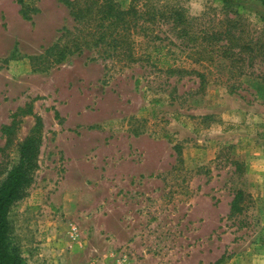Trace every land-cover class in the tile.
Here are the masks:
<instances>
[{
  "label": "rangeland",
  "instance_id": "374dc122",
  "mask_svg": "<svg viewBox=\"0 0 264 264\" xmlns=\"http://www.w3.org/2000/svg\"><path fill=\"white\" fill-rule=\"evenodd\" d=\"M114 1L124 10L132 4ZM151 1L162 6L160 0ZM220 1L168 0L184 9L196 44L179 37L170 20L156 17L137 21L128 38L130 52L126 45L117 51L91 47L80 54L70 48L56 63L58 52L70 46L80 28L67 8L57 0H21V5L0 0V181L16 162L18 144L36 116L45 123L80 114L103 121L142 109V104L145 130H157L149 124L160 113L163 130L169 114L183 145L170 154L166 145L144 144L149 156L158 151L162 167L172 171L169 185L160 189L158 219H136L131 229L136 233L131 234L116 225L128 264H264V5L262 0H240L246 13L238 17ZM143 2L137 0L136 8L146 14L152 7ZM233 22L239 24L234 33L240 35V46L250 45V50L219 49L226 44L223 39L219 48L204 43L203 38ZM218 100L222 103L217 106ZM218 109L225 110L226 118L231 109H239L238 121L227 119L213 131L202 129L213 117L205 112ZM8 126L10 136L2 133ZM207 138L213 139L211 161L205 165V153L195 154L192 161L187 149L203 151ZM47 148L41 157L45 170L39 169L24 200L10 213L15 236L28 223L31 231L58 216V210L50 209L49 195L57 191L63 170L56 164L58 155L47 154ZM153 189L145 187L146 193ZM237 192L242 194L241 211L232 213ZM80 197L89 209L86 196ZM106 220H82L80 232L94 223L111 227ZM84 236L85 247L58 264H87L89 259L114 264L105 255L110 241L105 234Z\"/></svg>",
  "mask_w": 264,
  "mask_h": 264
},
{
  "label": "crops",
  "instance_id": "0c3cea01",
  "mask_svg": "<svg viewBox=\"0 0 264 264\" xmlns=\"http://www.w3.org/2000/svg\"><path fill=\"white\" fill-rule=\"evenodd\" d=\"M221 103L222 101L218 100L215 105ZM141 107L142 109L136 107L130 114H119L103 121H94L84 114L63 115L59 120L47 123L41 118L42 144L36 173L39 169L45 170L41 157L48 147L47 154L58 155L56 164L63 170V179L55 194L49 195L50 209L58 210V216H51L54 220L43 221L41 226H34L31 231L28 223L20 229L21 234L15 236L28 263L58 264L62 259H68L67 256L72 252L85 247L84 235L96 233H103L110 240L107 243L109 249L105 253L107 260H112L114 264L130 262L126 246L119 242L116 225H121L119 229L125 234H131L136 233L131 230L136 219H147L148 222L158 219L160 189L169 185L167 176L172 171L171 166L162 167L158 151L156 154L153 149L150 157L144 144L149 142L152 148L160 144L166 145L170 154L178 150L177 145L182 144L178 142V139L182 138L181 132L177 134L176 123L169 114L166 118L168 121L162 125L163 130L160 128V113L149 124L153 128L157 126V130L146 131L141 120L144 118V106L141 104ZM238 110L231 109L228 113L231 115H227V118L224 115L225 110L205 112L206 116L213 117L208 119L211 122L207 121L202 125V129L213 131L227 119L233 124L239 119ZM54 138L56 142L51 143ZM207 140L208 142L201 145L203 151L187 149L186 152L192 161L195 154L199 157L203 153L207 159L205 165L211 161L209 155L214 152L209 148L213 145V139ZM46 164L54 167L47 161ZM148 186L154 189L146 193L145 187ZM82 195L86 196L84 202L88 199L89 209L80 204ZM63 219L68 221L62 223L60 220ZM92 219H107L112 226L106 228L100 221L103 226H96L94 223L92 227L90 224L91 227L80 232L79 223H82V220L89 223ZM73 229L76 232L72 233ZM24 232L29 233V239H25L27 236ZM68 249L71 252L66 254ZM96 261L97 259H89L87 264H96Z\"/></svg>",
  "mask_w": 264,
  "mask_h": 264
},
{
  "label": "trees",
  "instance_id": "16d2710c",
  "mask_svg": "<svg viewBox=\"0 0 264 264\" xmlns=\"http://www.w3.org/2000/svg\"><path fill=\"white\" fill-rule=\"evenodd\" d=\"M57 1L67 8L73 21L80 28L77 29V34L73 35L70 46L58 52L59 59L56 63H60L64 59L63 51H68L70 48L80 54L83 49L91 47L102 46L117 51L122 45H126L130 52L132 49L128 43V38L132 35L133 28L137 27V21L151 22L156 17L162 20H170L174 28L177 29L179 37H188L187 43L196 44L198 41V38L191 33L192 23L185 15L184 9L179 6H171L168 0H160L162 6H158V2L154 4L150 0H144L143 5L148 4L152 7L151 12L148 11L146 14L139 12L136 8L137 0H132L131 6L126 10L120 8L114 0ZM220 2L226 10L238 17L246 13V9L240 0H221ZM18 3L21 5V0H18ZM262 4L264 5V0H262ZM237 28H239V24L230 23L223 32H215L203 38L204 43L219 48L218 44L223 39L226 46H221L222 48L219 49L227 51L238 47L240 51L243 49L250 50V45L240 46V35L234 33ZM225 51L221 52L223 56L227 55ZM126 59L133 61L131 56ZM42 126L41 118L36 116L33 128L18 144L16 162L5 171L4 178L0 181V264H30L24 256V250L15 238L10 213L24 200L27 190L34 183L35 174L39 167ZM2 133L10 136L12 126L4 127ZM10 141L11 138L9 137L7 142ZM241 195V192L234 195L230 204V212L241 211L239 208Z\"/></svg>",
  "mask_w": 264,
  "mask_h": 264
}]
</instances>
